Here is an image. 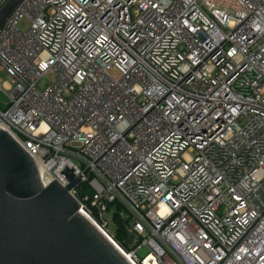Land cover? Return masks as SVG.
<instances>
[{
	"label": "built area",
	"instance_id": "obj_1",
	"mask_svg": "<svg viewBox=\"0 0 264 264\" xmlns=\"http://www.w3.org/2000/svg\"><path fill=\"white\" fill-rule=\"evenodd\" d=\"M0 70V127L135 264H264V0H22Z\"/></svg>",
	"mask_w": 264,
	"mask_h": 264
},
{
	"label": "water",
	"instance_id": "obj_2",
	"mask_svg": "<svg viewBox=\"0 0 264 264\" xmlns=\"http://www.w3.org/2000/svg\"><path fill=\"white\" fill-rule=\"evenodd\" d=\"M22 0L0 9V29ZM68 184L46 183L35 159L0 127V264H132L95 222Z\"/></svg>",
	"mask_w": 264,
	"mask_h": 264
},
{
	"label": "trees",
	"instance_id": "obj_3",
	"mask_svg": "<svg viewBox=\"0 0 264 264\" xmlns=\"http://www.w3.org/2000/svg\"><path fill=\"white\" fill-rule=\"evenodd\" d=\"M93 191L88 183H84L80 189V194L78 198L83 200L86 195H92ZM94 217H97L96 212L93 213ZM115 221L117 224L116 234H111L114 240L119 244V246L124 250V248H128V235L124 228V221L121 220L120 217L115 216ZM125 251V250H124Z\"/></svg>",
	"mask_w": 264,
	"mask_h": 264
},
{
	"label": "rangeland",
	"instance_id": "obj_4",
	"mask_svg": "<svg viewBox=\"0 0 264 264\" xmlns=\"http://www.w3.org/2000/svg\"><path fill=\"white\" fill-rule=\"evenodd\" d=\"M8 79L7 73L4 70H0V80H3L6 82ZM8 101L4 93L0 92V103L3 104V102ZM114 211L105 213V218L109 221L110 225L108 226L109 233L116 234V221L114 216ZM113 238V237H112ZM114 239V238H113Z\"/></svg>",
	"mask_w": 264,
	"mask_h": 264
},
{
	"label": "bare ground",
	"instance_id": "obj_5",
	"mask_svg": "<svg viewBox=\"0 0 264 264\" xmlns=\"http://www.w3.org/2000/svg\"><path fill=\"white\" fill-rule=\"evenodd\" d=\"M39 170H40V173H41V176H42V178L44 179V181L46 182L47 181V174H46V170L43 168V167H40L39 168ZM86 216H88L93 222H96L95 220H94V218L91 216V215H89L88 213H86L85 211H82ZM108 235V234H107ZM109 236V238L113 241V243L119 248V250L121 251V253L132 263V264H135L131 259H130V257L128 256V254H127V252L126 251H124L120 246H119V244L110 236V235H108Z\"/></svg>",
	"mask_w": 264,
	"mask_h": 264
}]
</instances>
